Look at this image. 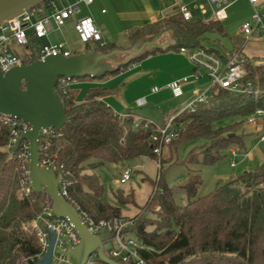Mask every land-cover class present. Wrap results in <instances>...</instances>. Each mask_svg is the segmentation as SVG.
Segmentation results:
<instances>
[{
    "label": "trees",
    "instance_id": "trees-1",
    "mask_svg": "<svg viewBox=\"0 0 264 264\" xmlns=\"http://www.w3.org/2000/svg\"><path fill=\"white\" fill-rule=\"evenodd\" d=\"M50 3L51 0L44 4ZM127 34L132 44L143 37L147 43L157 40L140 54L126 56V63L95 80L124 72L157 52L204 48L222 57L219 51L206 48L204 42L212 35L223 37L226 32L221 21L185 20L179 12L132 28ZM168 37L172 39L168 47L158 45ZM243 42L244 38L234 41L230 53L240 52L244 59L246 74L239 82L245 91L211 86L206 102H199L193 110H185L174 118L173 130L180 136L168 147L177 149L182 144L201 142L184 160V164L195 167L179 187L184 190L187 204H178L176 187L166 186L160 172L157 190L144 209L152 211L154 217H146L143 211L131 219L125 230L141 244L140 256L149 264H264V163L253 171L221 181L207 195H197L202 185L201 167L232 158V149H246L245 140L250 134L245 126L258 109H264V56L246 57L241 49ZM94 44L101 53L117 48L107 42ZM87 79L91 77L77 80ZM115 89L89 88L83 101L77 102L68 88L65 95L61 94L67 115L64 127L39 141L41 159L54 157L57 167L63 165L69 172L68 200L78 212H85L95 221H113L123 218V214L120 206L104 200L99 176L87 172L97 165L90 163L91 159L114 165L141 157L158 160L156 144L151 140L156 126L149 125L146 119L138 121L134 113L120 115L108 106L104 97ZM9 136V128L1 127L0 264H33L41 253V244L30 223L44 205L52 202L47 193L32 191L22 197L21 160L18 153L3 150ZM116 198L121 204L134 203L133 193L119 192ZM151 204L160 209L150 210ZM95 264L105 263L96 257Z\"/></svg>",
    "mask_w": 264,
    "mask_h": 264
},
{
    "label": "built area",
    "instance_id": "built-area-1",
    "mask_svg": "<svg viewBox=\"0 0 264 264\" xmlns=\"http://www.w3.org/2000/svg\"><path fill=\"white\" fill-rule=\"evenodd\" d=\"M66 0H51L50 5L54 6L56 2H64ZM208 3L214 7V20L223 21L227 18V8L229 3L227 0H207ZM254 6L260 0H249ZM94 0H77L74 4L64 6L62 9H55L51 15H45L41 6L35 7L31 10L25 11L23 14L12 20L0 24V69L2 72H7L11 68L28 64L35 60H43L48 56L62 55L70 57L72 54L66 48L65 44H42L43 40L50 31V23L57 27H63L69 22L74 15L79 12V4L84 3L90 5ZM180 13L185 20H191L192 16L187 6L180 7ZM264 13H261L256 8L250 20L242 24L241 31L244 40L250 39L251 35L256 29H260L261 37L264 39V29L262 26V18ZM75 30L80 34L81 40L85 43L92 41H103L100 32L94 26L92 19L83 18L75 23ZM14 43L19 48L23 49L24 54H17L11 45ZM32 44L34 45L33 47ZM180 54L187 57L195 67L194 78L200 77L204 73L212 82V86H219L236 92H243L240 88V80L245 76L246 71L244 68V59L240 52L226 54L225 56L210 53L204 48L187 49L181 48ZM189 77H184L179 80L172 81L167 85V89L171 90L175 97H180L183 94L182 87L187 84ZM77 79L60 78L56 85V92L60 95H65L70 85L77 83ZM157 92L158 89H152ZM210 91L203 92L184 108L185 110H193L195 105L199 102H206L209 97ZM182 111V112H183ZM177 116V115H176ZM175 116V117H176ZM254 116H264V109H258ZM252 116L249 124H254L256 121ZM174 117V118H175ZM174 118L170 119L163 126H156V131L152 134L151 140L156 144L154 148L155 154L160 158L163 149L168 147L175 139L180 136V133L173 130ZM152 125L151 121H147ZM8 127L10 136L7 140L3 150L6 152L18 153V157L22 164V179H21V193L22 197L28 195L33 191L31 180L29 178V161H30V147L27 141L20 143L18 150L14 152V146L17 139L31 129V125L24 121L18 120L11 116L0 114V129L1 127ZM55 131L53 128H46L40 131V139L43 136L52 135ZM260 140L264 142V133L261 135ZM232 161L231 166H235V157L237 152L235 149L231 150ZM41 167H47L55 172H60L61 181L59 184L60 194L68 200V187L70 182L67 179L69 172L65 171L63 165L57 167L55 158H44L40 160ZM158 170H161L160 159L157 162ZM130 179V171L125 170L122 174L120 182L125 184ZM83 217L89 231L95 235L107 233L112 235V249L110 257L117 262L123 264H149L145 259L140 256L141 244L132 236L125 233L126 228L131 225L132 220L125 217L115 219L113 221H95L89 219L85 212H79ZM30 226L36 231L38 239L41 244V253L37 256L38 259L42 258L49 246L51 233L56 234V242L53 251V264H74L75 262L71 257L66 256L64 253L67 251V242L65 237L73 247L80 244V237L70 224L68 219L57 217L51 204H46L41 212L31 221ZM37 259V260H38ZM35 262V261H34ZM96 255L89 257L87 264H95Z\"/></svg>",
    "mask_w": 264,
    "mask_h": 264
},
{
    "label": "rangeland",
    "instance_id": "rangeland-1",
    "mask_svg": "<svg viewBox=\"0 0 264 264\" xmlns=\"http://www.w3.org/2000/svg\"><path fill=\"white\" fill-rule=\"evenodd\" d=\"M57 7L62 5V2H56ZM47 4L42 5L44 12L48 13L52 9L48 8ZM59 34H53L51 39H59ZM218 39V41H216ZM72 46L70 47L71 52L75 53H86L89 47H92L93 42L85 43L83 41L78 42L77 37H72L70 40ZM124 39L120 41L119 46H124ZM126 41V40H125ZM172 43L171 38H167L165 41L159 42L158 45L168 47ZM34 45L32 44L31 47ZM206 48H212L224 52L225 48H231V42L229 38L222 37L219 35L210 36L209 40L204 42ZM17 54H24L23 49L16 46L14 43L11 45ZM121 50H127L123 48ZM118 63L126 61V56L119 55L116 59ZM185 65L190 68V75L188 85L197 84L199 87V95L210 86H212L211 80L204 74L198 78H194L193 70L195 69L193 63L188 58H183L179 55V52L175 50H169L165 52H157L152 54L140 62L135 63L129 67L126 71L120 72L112 77H109L104 82L105 87H115L113 93H110L104 97V101L109 103L111 108L120 115H126L128 113H134L138 117L145 116L161 122L163 119H172L171 115L180 114L187 103L195 98V93L185 94L182 87L183 95L181 97H175L171 90L167 89L168 82L179 80L184 77H177L180 75L182 68ZM198 79H200L198 81ZM95 79H87L80 81L78 85H70L69 89L73 91L77 102H82L84 95L89 88L100 85L94 83ZM93 82V83H92ZM157 88V92H153L152 89ZM191 97V99H189ZM254 120L261 124L260 121L264 122V116H254ZM257 123V124H258ZM252 124L247 122L245 129L249 136L254 138L245 140V148L243 150L237 149L238 156L235 158L236 167L233 168L230 165V157H227L215 166H204L201 167L202 185L200 186L197 195L204 196L215 190L216 186L224 180L232 177H238L242 173L246 172L247 160L254 158L255 161L264 158V142L259 141L255 133L250 132ZM201 142L194 144H182L177 149L175 147H166L163 149L162 156L159 158L161 162V169L158 170V160L150 158H133L126 161L123 165H114L108 162H101L98 159H91L90 163H97L94 169L89 168L88 173H95L99 176L100 182L104 187V200L112 205L120 206L122 213L131 216L134 214L143 213L144 209L149 205V202L153 198L155 190L158 187V176L161 172L162 182L169 188L176 187V200L178 204H187V199L183 189L180 186L185 184V179L190 170L195 169L194 166L184 164L188 153L195 146L200 145ZM246 151V152H245ZM249 153V158L241 160L245 155ZM177 163H174L175 161ZM163 162H165L163 164ZM249 166H256L250 164ZM255 168V167H253ZM125 170L130 171V179L122 184L120 179ZM123 192L125 195L133 193L134 203L121 204L116 198V194ZM155 204V203H154ZM151 204L149 208L159 210L157 206ZM146 217L153 218L154 214L152 211H144ZM135 217L127 218L134 219ZM74 261V260H73Z\"/></svg>",
    "mask_w": 264,
    "mask_h": 264
},
{
    "label": "water",
    "instance_id": "water-1",
    "mask_svg": "<svg viewBox=\"0 0 264 264\" xmlns=\"http://www.w3.org/2000/svg\"><path fill=\"white\" fill-rule=\"evenodd\" d=\"M50 0H0V24L17 18L27 10L38 7ZM145 38L139 39L130 49H114L101 53L97 45L86 53L64 57L48 56L11 68L7 72L0 69V114L11 116L31 125L14 146L18 150L21 142L27 141L30 147L29 178L33 191L47 193L57 217L68 219L80 237V244L73 247L65 237L67 251L65 255L74 260V264H87L90 256L96 255L101 263L123 264L109 255L112 249V235L91 233L80 213L59 192L60 172L40 166V131L46 128L60 130L64 127L67 115L56 85L60 78L94 79L113 72L121 63L116 61L119 55L133 57L140 54L149 44ZM127 61L123 62L126 63ZM56 234L51 239L45 255L33 264H53V251Z\"/></svg>",
    "mask_w": 264,
    "mask_h": 264
},
{
    "label": "crops",
    "instance_id": "crops-1",
    "mask_svg": "<svg viewBox=\"0 0 264 264\" xmlns=\"http://www.w3.org/2000/svg\"><path fill=\"white\" fill-rule=\"evenodd\" d=\"M229 6L227 8V18L222 21V24L225 28L226 35L223 37L229 38L231 42V48H225L224 52H220L222 55L229 54L233 49V42L236 40H241L244 38L241 27L242 24L251 19L252 14L254 13L255 8L264 13V0H260L255 6L250 3L249 0H227ZM77 0H66L62 2V5L57 7L56 5H48L50 12L45 13V15H51L55 9H62L64 6L69 4L76 3ZM187 6L189 9L192 19L191 20H203L205 22L214 20V7L211 6L207 0H94V2L90 5L80 3L79 4V12L73 16V18L67 22V24L63 27H57L53 21L50 23V31L47 36L39 41L42 44H57L63 43L66 48L71 52L70 47L72 46V42L70 41L72 37H77L78 42H81L80 34L75 30V23L83 18H90L96 29L100 32L101 37L104 42L109 44H114L116 49H130L132 47V43L128 37V30L137 27H143L147 24L157 22L161 19L168 18L174 14L180 12L181 6ZM262 26L264 29V17L262 18ZM261 30L256 29L251 35L250 39L243 42L241 49L243 54L252 59L255 57H263L264 56V39L261 37ZM53 34H59V39H51ZM124 39V46L120 47L118 43ZM126 40V41H125ZM95 44L93 43L92 46ZM92 48V47H91ZM212 49V48H208ZM215 50V49H214ZM75 53V54H79ZM72 55H74L71 52ZM179 55L183 58H187L184 55ZM182 71L179 77H188L190 75V68L185 65L181 66ZM195 73V69L193 70V74ZM196 79V78H195ZM108 78L103 80H95L94 83L100 84L97 86H103L104 82L107 81ZM200 79H198L199 81ZM174 81V80H173ZM172 82V81H171ZM171 82H168L171 83ZM81 82L78 81L72 85H78ZM93 83V82H92ZM188 84V83H187ZM187 84L183 85L186 86ZM94 86V87H97ZM211 86L205 89L203 92L208 91ZM184 93L188 94L190 92L195 93V98L199 95V87L197 84L188 85L184 89ZM183 93V94H184ZM182 94V95H183ZM181 97V96H180ZM195 98L191 99L189 103H191ZM108 106L109 103L106 102ZM111 107V106H110ZM187 107V106H186ZM176 115H171L170 118H174ZM142 119H146L151 121L155 126H163L170 119L162 120L161 122L154 120L152 118H148L145 116H137V120L141 121ZM260 123L255 122L251 127L250 132L252 134H256L260 136L264 133V122L260 121ZM258 123V124H257ZM254 138V136H249V139ZM248 139V138H247ZM248 139V140H249ZM259 141L260 138H258ZM237 152V149H235ZM246 152V151H245ZM245 156L241 159L244 160L249 156V153H245ZM238 156V153H237ZM237 156L235 158H237ZM249 158V157H248ZM247 158V159H248ZM235 160V159H234ZM232 158L230 160L231 165ZM248 164L246 169L248 171H253L257 166L264 163V158L261 160L255 161L254 158H249L246 161ZM256 166H249L250 164ZM235 164L236 161H235ZM233 167V166H231ZM236 165L233 167L235 168ZM255 167V168H253ZM245 173V172H244ZM228 180V179H227ZM226 181V180H224ZM123 214V213H122ZM139 215V214H138ZM137 214L127 216L123 214L125 218H131L138 216Z\"/></svg>",
    "mask_w": 264,
    "mask_h": 264
}]
</instances>
